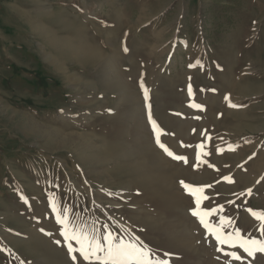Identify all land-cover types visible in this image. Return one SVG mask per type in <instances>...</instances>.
Wrapping results in <instances>:
<instances>
[{
  "label": "rangeland",
  "instance_id": "1",
  "mask_svg": "<svg viewBox=\"0 0 264 264\" xmlns=\"http://www.w3.org/2000/svg\"><path fill=\"white\" fill-rule=\"evenodd\" d=\"M182 180L264 240V0H0V264H81L53 197L171 264H264L218 251Z\"/></svg>",
  "mask_w": 264,
  "mask_h": 264
},
{
  "label": "snow or ice",
  "instance_id": "2",
  "mask_svg": "<svg viewBox=\"0 0 264 264\" xmlns=\"http://www.w3.org/2000/svg\"><path fill=\"white\" fill-rule=\"evenodd\" d=\"M189 92L191 93V86H189ZM144 95L145 99H147V88L144 89ZM226 99L229 100V106L238 107V105L231 103L230 98L226 97ZM150 107L149 105L148 118L156 133V143L173 159L187 163V157L175 155L165 144L161 143L162 130L156 121L152 119ZM193 107L199 108L201 106L193 105ZM197 147L200 149V152L196 156L197 161L206 163V161L201 160L202 155L209 154L204 152L205 144L201 143ZM229 150L233 149L230 147ZM196 166L199 167V163ZM209 166L214 167V165ZM224 180L229 183L233 182L231 177H224ZM180 183L190 196L194 198L195 207L191 209V215L198 219L209 235L214 236L216 243L221 246L218 248V251L224 252L226 257H230L231 260L235 261H241L243 259L242 255L238 254V251L226 252L223 246L226 245L233 249H243V252L247 253L248 257H254L257 252L264 253V240L252 237L246 238L241 234L239 229H235L233 232H225V225L231 226L232 224L230 218L221 216L219 224H213L210 221V217L223 211V205L210 209L202 208V202L209 199L205 195V189L212 187V185H193L183 180ZM248 194H251V189L248 190ZM229 203L233 202L229 201ZM51 208L56 214L57 223L61 225L62 231L60 234L64 241L67 242V251L74 262L78 258H81V264L85 261L87 264H171L169 259L157 256L154 250L144 243L140 237L131 233L127 236H120L108 231L101 237L97 234L98 229L94 227L89 228L85 224H75L70 218L71 209L65 208L62 210L56 202L55 197L52 198ZM248 211L261 222L260 232L264 234V211L257 212L251 209ZM73 242L76 246H74ZM56 243L60 244L61 241L57 240ZM170 255V253L164 254L165 257ZM228 264H231V261Z\"/></svg>",
  "mask_w": 264,
  "mask_h": 264
},
{
  "label": "bare ground",
  "instance_id": "3",
  "mask_svg": "<svg viewBox=\"0 0 264 264\" xmlns=\"http://www.w3.org/2000/svg\"><path fill=\"white\" fill-rule=\"evenodd\" d=\"M84 49H86L87 51H94L96 54H99V51H97V48H95L96 46H83ZM81 52V48L80 47H74V50L72 53H74L75 55H77V53ZM175 197V196H174Z\"/></svg>",
  "mask_w": 264,
  "mask_h": 264
}]
</instances>
